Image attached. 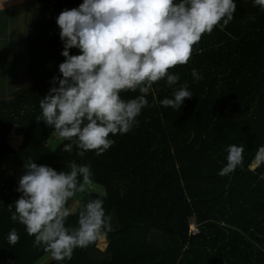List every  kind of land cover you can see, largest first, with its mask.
I'll return each mask as SVG.
<instances>
[{
	"label": "trees",
	"instance_id": "trees-1",
	"mask_svg": "<svg viewBox=\"0 0 264 264\" xmlns=\"http://www.w3.org/2000/svg\"><path fill=\"white\" fill-rule=\"evenodd\" d=\"M34 1L37 16L24 38L27 78L0 91V264H34L46 254L44 264H57L7 209L20 195L18 177L29 157L56 170H69L72 161L91 165V181L67 204L78 200L68 225H76L84 203L107 194L104 250L98 238L62 264H264V11L235 0L233 20L202 34L188 62L169 69L180 77L174 87L186 83L193 96L181 109L162 106L172 88L154 82L139 123L97 156L75 146L63 151V139L50 147L54 130L34 119L65 59L55 18L82 0ZM193 68L202 79L192 77ZM138 94L121 92L124 99ZM14 133L21 135L16 146ZM233 144L243 146L241 162L219 175ZM13 228L19 240L9 245Z\"/></svg>",
	"mask_w": 264,
	"mask_h": 264
},
{
	"label": "clouds",
	"instance_id": "clouds-1",
	"mask_svg": "<svg viewBox=\"0 0 264 264\" xmlns=\"http://www.w3.org/2000/svg\"><path fill=\"white\" fill-rule=\"evenodd\" d=\"M252 3L264 11V0ZM236 8L235 0H82L77 7L63 9L55 19L65 59L34 119L68 141L63 151L71 152L75 146L99 156L115 143L114 136L139 123L154 82L164 79L172 88L159 104L181 109L193 93L186 83L174 87L180 77L169 69L187 63L202 34L216 26L223 29ZM72 48L79 53L70 54ZM191 74L195 80L203 78L195 68ZM122 91L139 94L124 99ZM226 152L219 175L236 169L243 146L228 145ZM22 167L16 187L20 195L7 209L11 219L33 236V245L43 247L57 264L70 260L74 249L87 247L110 228L103 206L106 193L80 207L75 226L66 224L69 200L91 181L90 164L72 161L69 170H56L29 157ZM6 240L9 245L17 243L15 228Z\"/></svg>",
	"mask_w": 264,
	"mask_h": 264
},
{
	"label": "rangeland",
	"instance_id": "rangeland-1",
	"mask_svg": "<svg viewBox=\"0 0 264 264\" xmlns=\"http://www.w3.org/2000/svg\"><path fill=\"white\" fill-rule=\"evenodd\" d=\"M35 10V9H34ZM9 13H0V91L5 89V91L7 89H9V87L7 88L6 86L10 84V82L8 81V77H10L9 75L7 76L6 74H13L15 73L17 75V72L20 73V79L19 82L22 81V78L25 80L27 77L25 76V72L23 69V64L25 62L22 61V53L20 52V49L24 46L25 48V43H23L22 41V37H19V33L20 30L16 29L18 26V23L20 22V19L17 17L11 16L12 21H8V15ZM10 16V14H9ZM14 18L16 20H14ZM11 25L12 29H15L14 34L15 37L13 38V40L9 43L8 40H6L5 38V29L6 26ZM9 45H12V47L15 49V52H11V55L9 53H5V50L9 49ZM9 46V47H8ZM6 47H8L6 49ZM13 49L11 48V51ZM24 52V51H23ZM10 60V63H9ZM9 70V71H6ZM22 69H23V73H22ZM6 71V74L3 73V71ZM5 75V78H4ZM7 93V92H5ZM20 137L21 135H19L18 133H14V139L12 142V145H18L20 143ZM62 138L58 137L55 132H53V134L50 136L47 144L50 147H55ZM257 159L254 161L253 165L251 166L252 168L257 164V162L260 160L261 155H257L256 157ZM96 187V186H95ZM97 189H101L100 187ZM79 198V194L76 195ZM76 201L73 203H71L69 209L72 210L75 206H77L78 204V200L77 198L75 199ZM106 246V241L103 238V236L99 237V241H98V247L100 250H104ZM49 256L48 254L44 255L42 258H40L36 263L34 264H44L47 260H48Z\"/></svg>",
	"mask_w": 264,
	"mask_h": 264
},
{
	"label": "crops",
	"instance_id": "crops-1",
	"mask_svg": "<svg viewBox=\"0 0 264 264\" xmlns=\"http://www.w3.org/2000/svg\"><path fill=\"white\" fill-rule=\"evenodd\" d=\"M0 13H9L10 16L9 14H7L8 21H12L11 16L13 15L14 17H17L20 19V22L18 23V26L16 29L20 30L19 37L21 38L23 36L21 39L24 43L25 35L28 29L30 28V26L32 25V22L37 16L35 1L34 0H0ZM14 20L16 19L14 18ZM14 30L15 29H12L11 25L6 26L5 38L6 40L9 41V43L15 37ZM9 46H8L9 49H7L8 47H6L7 50H5V53H9L11 55V52L14 53L15 49L12 47V45H9ZM11 48L13 49L12 51H11ZM23 51H24V46L20 49V52L22 53V61L25 62L23 58V54H24ZM9 63H10V60H9ZM9 70L6 69V71H9ZM6 71L4 70L3 73L6 74ZM6 75L10 76L8 77V81L10 82V84L6 86L7 88L21 86L19 82V79H20L19 72H17V75L15 73L6 74ZM4 78H5V75H4ZM8 91L9 89H7L5 92H8Z\"/></svg>",
	"mask_w": 264,
	"mask_h": 264
},
{
	"label": "built area",
	"instance_id": "built-area-1",
	"mask_svg": "<svg viewBox=\"0 0 264 264\" xmlns=\"http://www.w3.org/2000/svg\"><path fill=\"white\" fill-rule=\"evenodd\" d=\"M191 228H192V230H193V232H195L196 230L193 228V226L191 225Z\"/></svg>",
	"mask_w": 264,
	"mask_h": 264
}]
</instances>
